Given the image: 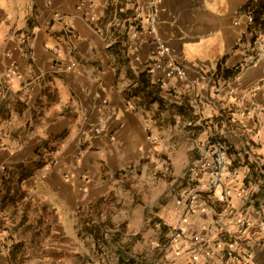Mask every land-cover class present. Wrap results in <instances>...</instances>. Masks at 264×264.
Returning a JSON list of instances; mask_svg holds the SVG:
<instances>
[{
	"label": "crops",
	"instance_id": "1",
	"mask_svg": "<svg viewBox=\"0 0 264 264\" xmlns=\"http://www.w3.org/2000/svg\"><path fill=\"white\" fill-rule=\"evenodd\" d=\"M259 2L0 0V264H94L89 251L44 243L61 241L59 232L38 231L99 211L109 176L138 161L158 175L154 162L173 165L182 141H192L198 207L184 213L188 234L173 241L175 261L264 264L260 24L240 42L244 12ZM159 43L169 54L151 64ZM172 60L185 79L168 76ZM54 62L73 68L56 72ZM13 68L18 77L9 80ZM206 139L225 145L236 177L193 196ZM39 159L50 171L30 194V179H19Z\"/></svg>",
	"mask_w": 264,
	"mask_h": 264
},
{
	"label": "rangeland",
	"instance_id": "2",
	"mask_svg": "<svg viewBox=\"0 0 264 264\" xmlns=\"http://www.w3.org/2000/svg\"><path fill=\"white\" fill-rule=\"evenodd\" d=\"M208 140L206 139L207 142ZM186 143L182 141L180 146L177 145L180 159L174 160V167L172 164L154 162V166L161 170L162 175L161 172L154 174V171L148 170L138 161L127 171L109 176L106 191L99 203L100 210H88L87 216L107 222L106 237L113 240V244L129 248L130 255L136 259L153 264H178L173 254V241L178 240L182 233L188 234L184 213L189 211L188 206L192 198L190 170L195 163V159H187L193 150L192 141L190 144ZM50 166L51 164L46 168ZM42 170L36 174H41ZM4 172L6 173L7 169ZM33 177L29 178L30 182L24 184L26 192L30 191V194L35 190L37 192L45 181L39 182ZM213 220H216V217ZM84 225L86 223L83 224L82 220L78 224L74 221L68 225L56 226L54 230H51V226L45 227L37 234L49 235L52 231L59 232L61 236H65L61 241L54 239L44 243L69 250L89 251L92 254L90 262L110 264L109 252L114 251L88 234ZM189 232L192 233V229ZM83 234L92 237V241L83 237ZM116 262L118 264V261Z\"/></svg>",
	"mask_w": 264,
	"mask_h": 264
},
{
	"label": "built area",
	"instance_id": "3",
	"mask_svg": "<svg viewBox=\"0 0 264 264\" xmlns=\"http://www.w3.org/2000/svg\"><path fill=\"white\" fill-rule=\"evenodd\" d=\"M148 26V31L151 33H155L156 28V20L154 18L150 19ZM244 26L245 29L241 33L240 42H243L247 36H255L259 32V28L255 24V9L249 8L244 12ZM261 44L264 49V33H262ZM169 54V49L165 44L159 43L158 48L154 51L150 58L151 64H162L164 58ZM173 61V60H172ZM149 63V64H150ZM73 66H63L59 62H54L53 69L56 72L60 71H71ZM244 68V64L238 65L235 69L240 71ZM18 69L13 68L6 75L7 79L11 80L18 77ZM167 74L169 77L175 76L179 79H185L187 77V72L179 65L176 61L170 62L169 68L167 69ZM7 168H2V170H6ZM50 169L44 168L41 174H36L33 178H36L37 181L41 182L46 179L49 174ZM195 172H196V180L199 181L198 186L199 189L193 191L194 195H200L204 193H215L223 185L229 183L234 180L236 177V172L232 169L231 160L228 156L225 145L220 141L210 140L200 156L199 160L195 164ZM219 201L226 200V194L220 193L218 197ZM189 210L195 212L197 210V202L196 199H193L189 203ZM196 240V239H195ZM229 257L235 259V255L233 252H229ZM249 264V262H247Z\"/></svg>",
	"mask_w": 264,
	"mask_h": 264
},
{
	"label": "trees",
	"instance_id": "4",
	"mask_svg": "<svg viewBox=\"0 0 264 264\" xmlns=\"http://www.w3.org/2000/svg\"><path fill=\"white\" fill-rule=\"evenodd\" d=\"M255 24L262 27L264 30V0L259 2L258 6L255 10ZM155 100V99H154ZM49 165V162H45L44 160L35 161L30 167L23 168L22 174L20 176L19 181H23L33 177L38 171L46 168ZM25 173V174H23ZM101 200L98 202L100 203ZM100 204L96 207L99 208ZM83 224L87 229L88 234L94 236L98 241L103 242L106 246H109L117 256L118 264H153L148 261L142 259H136L130 255V250L126 246L121 244H113V240L108 239L105 234V226L107 222H101L100 220H95L93 216H87L82 218Z\"/></svg>",
	"mask_w": 264,
	"mask_h": 264
}]
</instances>
